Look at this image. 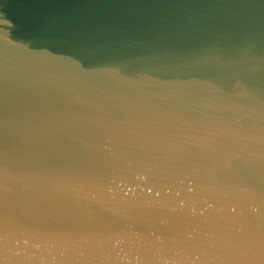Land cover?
<instances>
[{
  "label": "water",
  "instance_id": "1",
  "mask_svg": "<svg viewBox=\"0 0 264 264\" xmlns=\"http://www.w3.org/2000/svg\"><path fill=\"white\" fill-rule=\"evenodd\" d=\"M0 264H264V0H0Z\"/></svg>",
  "mask_w": 264,
  "mask_h": 264
}]
</instances>
